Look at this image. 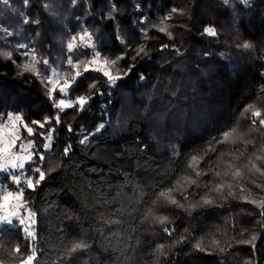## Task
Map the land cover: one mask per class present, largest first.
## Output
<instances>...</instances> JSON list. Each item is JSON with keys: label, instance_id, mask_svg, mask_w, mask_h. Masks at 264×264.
<instances>
[{"label": "trees", "instance_id": "1", "mask_svg": "<svg viewBox=\"0 0 264 264\" xmlns=\"http://www.w3.org/2000/svg\"><path fill=\"white\" fill-rule=\"evenodd\" d=\"M11 1L12 7L25 6L35 23L49 31L53 26L46 15L69 9L89 24L100 53L114 59L123 55L117 65L121 73L134 66L111 85L98 72L83 73L69 92L74 98L90 96L88 104L83 111L78 106L59 111L39 77L19 67V56L0 51V119L18 111L25 121L52 119L54 129L50 147L37 161L46 177L34 190L22 181L14 185L12 174L0 171L9 188L23 187L28 208L47 216L31 245L18 226L0 224V262L19 264L12 249L20 245L25 252L36 247L35 264H264L261 209L210 191L221 178L231 180L214 175L228 162L243 168L252 157L261 164L253 152L264 143V129L251 123L250 113H241L249 104L264 112V0H137L139 8L134 0H78L73 5L62 0V8L53 0ZM73 16L67 21L72 29L79 25ZM162 20L171 38L158 30ZM205 26L214 27L217 35L204 34ZM50 41L45 37L46 48ZM245 43L251 47L244 48ZM141 44L147 54L133 60ZM125 107L133 112L123 113ZM234 127L242 141L254 143L215 144L216 151L204 155L214 137ZM241 152L244 156L235 159ZM193 156H203L198 166L206 175L196 177L188 167ZM25 168L26 175L33 174L31 166ZM244 171L241 183L251 189L250 199L264 197L249 183L254 178L264 185V177ZM186 175L199 185L187 187L186 201L174 193L187 210L164 202L153 205L159 190ZM233 191L248 195L238 187ZM124 194L133 196L130 203L120 202ZM204 195L216 203L188 207L202 204ZM150 208L168 222L145 220ZM48 221L53 224L47 226ZM253 234L252 244L240 242ZM76 241L88 247L66 258ZM200 241L206 251L193 247ZM158 245H165V255L156 253Z\"/></svg>", "mask_w": 264, "mask_h": 264}, {"label": "snow or ice", "instance_id": "2", "mask_svg": "<svg viewBox=\"0 0 264 264\" xmlns=\"http://www.w3.org/2000/svg\"><path fill=\"white\" fill-rule=\"evenodd\" d=\"M5 3H7V0H4ZM25 4H27L28 0H24ZM225 4L229 3V0H223ZM73 3H75V0H73ZM115 10V9H113ZM173 12H177L178 9L173 8ZM182 14V10H181ZM171 17H166L165 19H170ZM27 23V19L24 21ZM161 27L158 29L160 32L166 33L171 38V32L168 31L167 27L163 26L164 21H161ZM204 34H207L209 36H216V30L212 26H205L204 28ZM79 42L77 41V36H73L72 39L67 43V52L71 54H75L77 49H92V55L88 59H73L72 55L67 56L66 58V65L69 70L60 69L57 70L54 67L50 66V63L48 60L43 61H37L35 59L32 60L30 67L28 64L23 65L24 70L26 72L32 71L35 75L41 76V71L38 67L39 64L44 65V72L46 75L43 76V79L47 81V84L50 86L48 88V95L50 99L53 101V106L59 110L62 111L66 108H73L78 106L80 111H83L85 108V105L88 104L89 100L91 99L90 96L86 95H80L76 98L75 102H72L71 100H67L63 97H66L69 90L73 89V85L75 82L82 76L83 73L89 72V71H95L100 73L103 77L106 78V81L109 85L115 84V82L119 79H122L124 75H127L131 68L134 65L129 66L128 69L124 70L123 73H121V70L117 67L118 61L123 59V55L115 58V59H108L104 58L100 55L98 51L95 50V44L92 42L93 34L89 32L87 29H84L80 34H78ZM144 38L147 39V31H144ZM163 48L169 47L168 45H163ZM244 48H249L251 45L245 43L243 44ZM136 55L132 57L133 60H136L137 57H140L142 55H146V48L143 44L139 45L136 49ZM177 52H179V49H176ZM84 55H87V52L85 51L83 53ZM27 55V53L25 54ZM74 73V74H73ZM143 78V77H141ZM90 87L95 88L96 84H92ZM57 94L61 98L57 99ZM247 113L251 114L252 120L251 123L253 125H258L261 127V129H264V112H262L260 109L256 107L255 104H249L244 109L241 115H245ZM8 123L0 124V161H3V163H0V171L6 170L8 166H10L12 169H24L25 167V160L31 161L33 159L32 155H28L27 157L19 156L16 153L12 152L13 147L17 146V141L21 139V133L15 130V122L20 121L22 118L20 116H7ZM55 121L57 123L60 122L59 115L55 117ZM33 124H38L40 128H44L46 125H50L52 123V119L46 118L44 122L39 121H33ZM9 124L12 125L11 129H9ZM24 131L27 133V135H35V131L33 127L29 126L28 124H25ZM103 125H100L97 128V131L100 130V128H103ZM7 130L8 133V140L5 141L4 135L5 131ZM71 127H69V131H71ZM51 131H54L52 129ZM47 139L50 141L52 139V135L49 134L47 136ZM87 137H85V140ZM84 141H81L83 143ZM246 143V144H253L254 142L252 140L248 141H242L241 140V134H238L237 128H231L227 131H224L220 134V137H214L213 142L209 144L208 149L205 150L204 155H207L209 152L216 151L215 144H237V143ZM33 143L29 141L27 145H24L23 148L26 151L28 148H32ZM50 147L49 143L44 144V148L48 149ZM247 150V149H245ZM65 154L69 151L68 148H65ZM261 153V154H258ZM223 155H227V153H222ZM244 156V152H241L239 156L235 157V159H240V157ZM254 160L260 161L261 164H257L253 161L252 157L248 158V162L243 165V168L235 165L232 162H228L227 169L220 171L216 170L214 175L216 177H231V180H224L221 178L220 182L216 183L210 191L217 193V195L221 199H227L228 197L232 198H239L242 199L246 203H250L253 205H256L261 209V215L264 216V197H261L259 199L257 198H251L252 191L251 189H248L243 186L241 183L245 178V169L248 173L253 174L255 176L258 174L260 177H264V143L259 145L258 149H255L253 152ZM43 156H40V159H43ZM203 159V156H193L191 158V162L189 163L188 167L192 169V171L195 173L196 177H201L202 175H206L207 173L202 172L199 169V161ZM223 163V160L220 161ZM54 170V169H53ZM36 173H38V178L33 179L30 177H26L23 181L24 184L27 185V188L35 189V187L40 184L43 180H45L46 173L42 171L40 168L35 169ZM10 179L12 180L14 185L20 186L21 185V176L13 174ZM234 181L235 184L232 182ZM249 183H251L255 188L261 189L264 191V185L260 184L256 179L249 178ZM192 185H199L197 184V180L193 179L191 176H181L179 179L175 181V183L166 188H162L156 193L157 199L154 200L152 203L153 205H156L160 202H164L165 204L174 205L178 208L185 209V205L181 203L180 200L176 198V195L174 193H179L183 199L186 201L188 200V194H187V187H190ZM207 187V185H206ZM234 187L239 188V192L245 193L247 192L248 195H239L237 192L233 191ZM225 189H227V192L225 194ZM24 189L23 187H18L16 191L9 190L7 188H0V213L7 212L6 215H0V224L3 225H9V226H22V232L24 233V239L28 240L31 238L32 240H35L36 233L33 225H35V212L31 211V209L28 210L27 217L20 214L18 211L19 209L25 207V204L27 203L24 200L23 197ZM202 204L198 202L197 204H189L188 207L191 209H195L198 206H211L216 203V201L211 198L208 195H204L201 197ZM187 210V209H185ZM190 214V213H189ZM149 216L153 218V220L156 223L159 224H165L168 222L167 216H159L156 215L152 209L150 208L148 210V215L144 217L145 220L149 219ZM111 223V221H109ZM165 233H168L169 235L172 234V231L165 227L163 229ZM256 235L253 234L251 237V240H242L241 243L245 244H252L253 241L256 240ZM183 240L177 241L176 243H182ZM213 244H219V241L213 240ZM88 245L84 243L83 241H76L73 242L72 245L67 249V252L65 253L66 258H70L71 255L79 250H82L84 248H87ZM193 247L198 251H206L207 249L203 246V242H197L193 245ZM254 247V244H253ZM165 248V245H158L156 248V253H159L160 255H165V252L163 251ZM223 251V249H221ZM12 252L19 258V264H35L37 261V249L35 246H32L29 248L26 252L21 250L20 245H16ZM2 264V262H0ZM245 264H251L250 261H246Z\"/></svg>", "mask_w": 264, "mask_h": 264}, {"label": "rangeland", "instance_id": "3", "mask_svg": "<svg viewBox=\"0 0 264 264\" xmlns=\"http://www.w3.org/2000/svg\"><path fill=\"white\" fill-rule=\"evenodd\" d=\"M7 0V3L4 2V0H0V51L3 54L10 55L16 54L18 57V64L19 67L24 69L23 65L28 64L30 67L32 66L31 62L33 59L37 61H43L48 60L51 67L56 68L57 70L65 69L69 70L66 65V58L69 55L73 56V59H88L92 55V49H77L75 54H71L67 52V43L72 39V37L75 35L77 36L76 43L79 42L78 34H80L84 29H87L89 32L92 33V31L89 28V24L83 20L84 17H78V15H74L71 13V11L68 9V12L63 11L62 13H56L55 11H50L46 16L49 18L48 22L49 25L53 26V29L49 31L45 28V25L43 27H40L38 23L35 21L37 20L36 17L32 19L28 15L27 9H25V6L15 8L12 7V1ZM56 7L62 8V0H53ZM78 0H75L77 2ZM70 4H74L73 0H69ZM134 6L135 8H139V4L137 0H134ZM25 3H23L24 5ZM71 5V6H72ZM7 9V10H5ZM82 10V9H81ZM74 17L78 22V28L72 27L70 25H67V21L71 20V17ZM143 17L140 18V20ZM25 19H32L31 23L26 24L24 21ZM93 34V33H92ZM120 35V34H119ZM45 37H50L51 44L44 46L43 42L45 41ZM92 42L94 43V36L92 37ZM96 51H98L95 48ZM87 52V55H84V52ZM99 52V51H98ZM27 53V55H25ZM100 53V52H99ZM100 55L104 58L108 59H114V57H108L105 54L100 53ZM41 76L39 79L42 81L44 88L46 89L48 93V88L50 87L47 84V81L43 79V76L46 75L44 72V65L39 64L38 65ZM32 72V71H31ZM34 73V72H33ZM74 74V73H73ZM61 98L59 94H57V99ZM67 100H71L74 102L76 98L72 97L71 93L68 92L66 97H63ZM133 112L132 109L129 107H125L123 109V113L131 114ZM21 116V114L18 111H9L5 114L4 117L0 119V124L8 123L7 116ZM47 117L41 119V120H32V121H25L23 118L15 122V130L21 133V139L17 141V146L13 147L12 152L18 154L22 157H27L28 155H32L33 159L31 161L25 160V167L31 166L33 169L32 175H26V168L24 169H12L10 166L6 168V171H9L12 175H19L21 176V181L23 182L26 177H30L33 179L38 178V173H36L35 169L40 168V165L37 164V161H41L40 156H43V149L44 144L49 143L50 141L47 139V136L52 133V127L50 125H46L44 128H40L38 124H33V121H39L44 122ZM28 124L29 126L33 127L35 131V135H27V133L24 131V125ZM12 125L9 124V129H11ZM5 141L8 140V133L7 130L5 131L4 135ZM31 141L33 143L32 148H28L26 151L24 150L23 146L27 145ZM108 152L110 151H106ZM106 156V155H104ZM0 163H3V161H0ZM53 164V161H48L46 165L51 166ZM0 188H7L12 191H16L17 188L11 189L2 181L0 180ZM24 197V194H23ZM133 198L130 194H124V198L120 201L121 203L128 204L130 203L131 199ZM25 200V199H24ZM30 208L27 207L25 204V207L19 209L21 215L27 217L28 210ZM33 211V210H31ZM34 212V211H33ZM7 212H5L4 215H6ZM36 214V213H35ZM36 223L33 225L36 233V238L38 237L37 232L40 227H44V224L47 222V216L43 212L40 213V216L35 215ZM49 223L46 224L49 226L50 224H53L52 222L48 221ZM20 233L22 234V237L24 238V233L22 232V226H18ZM52 235L54 236V232L51 230ZM25 240V239H24ZM34 240L29 238L28 240H25V244L31 245V243Z\"/></svg>", "mask_w": 264, "mask_h": 264}, {"label": "built area", "instance_id": "4", "mask_svg": "<svg viewBox=\"0 0 264 264\" xmlns=\"http://www.w3.org/2000/svg\"><path fill=\"white\" fill-rule=\"evenodd\" d=\"M5 214V212H3V213H0V215H4Z\"/></svg>", "mask_w": 264, "mask_h": 264}]
</instances>
